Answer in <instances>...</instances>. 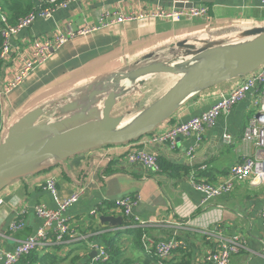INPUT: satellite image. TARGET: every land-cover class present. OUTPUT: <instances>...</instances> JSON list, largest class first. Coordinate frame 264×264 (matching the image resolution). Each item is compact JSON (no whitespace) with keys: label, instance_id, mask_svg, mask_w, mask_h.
I'll return each mask as SVG.
<instances>
[{"label":"crops","instance_id":"crops-1","mask_svg":"<svg viewBox=\"0 0 264 264\" xmlns=\"http://www.w3.org/2000/svg\"><path fill=\"white\" fill-rule=\"evenodd\" d=\"M176 1H189L196 7H205L208 20L181 19L176 22L148 16L113 24L68 41L21 85L2 97L1 134H5L23 114L41 106L46 107L41 120H51L53 111L49 107L72 101L88 85L133 68L149 54L168 56L171 47L179 41L189 40L199 45V41L235 38L251 26L264 24V10L254 0L229 1L228 5H208L200 0H105L71 4L66 9L57 10L50 19L38 20L31 28L10 38L0 88L29 60L37 41L51 38L67 28L77 30L102 24L104 13L108 11L124 15L141 11L154 14L171 10ZM32 2L34 4L37 0ZM170 78L169 75H156L138 92L125 96L121 101L120 115L129 119L130 113H139L165 91ZM241 80L190 97L174 115L137 141L81 153L7 187L0 193V254L11 252L18 241L33 234L41 225L34 214L36 205L57 207V202L45 189L47 180L52 177L61 200L85 190L81 200L64 212L80 241V249L72 246L57 249L55 246L44 251L62 258L56 264L68 259L71 264H93L94 253L97 254L95 247L104 248L107 240L117 243L121 258L145 261L133 234L120 230L127 221L111 206L124 196L139 201L132 217L149 224L145 232L150 238L158 242L175 237L182 242V253L188 264L202 262L216 250L221 239L235 237L242 248L232 257L230 264H264V220L261 217L264 184L249 178L236 183L230 193L207 202L190 184L193 176L198 182L220 185L230 177V170L237 161L246 155L253 158L260 154L257 147L242 143L243 131L253 113L250 99L221 115L216 125L205 131L193 157L188 154L194 145L193 137H180L174 146L153 141L167 129L202 114L221 92H229ZM225 135L231 136L230 142L224 140ZM133 150L155 154L160 170L151 172L140 164L128 163L125 157ZM23 207L27 210L23 228L9 231L10 222L17 219V212ZM103 211L106 215L101 213ZM101 216L121 217L122 224L118 227L102 224ZM207 229L211 230L207 233L216 238L203 235ZM118 231L121 233L117 234ZM121 234L125 240L118 242L116 238ZM173 258L172 255L165 262L180 264L182 255Z\"/></svg>","mask_w":264,"mask_h":264},{"label":"water","instance_id":"water-1","mask_svg":"<svg viewBox=\"0 0 264 264\" xmlns=\"http://www.w3.org/2000/svg\"><path fill=\"white\" fill-rule=\"evenodd\" d=\"M231 0H200L228 5ZM193 2H175L174 9H193ZM177 42L170 54L147 55L133 68L94 82L69 102L33 109L12 123L0 138V193L81 153L122 146L151 134L190 97L255 73L264 64V27L251 26L235 38ZM169 75L174 83L159 98L126 119L121 101L138 92L150 78ZM102 224L118 227L121 217L101 216ZM96 253H94L95 256Z\"/></svg>","mask_w":264,"mask_h":264},{"label":"built area","instance_id":"built-area-1","mask_svg":"<svg viewBox=\"0 0 264 264\" xmlns=\"http://www.w3.org/2000/svg\"><path fill=\"white\" fill-rule=\"evenodd\" d=\"M91 1L103 2L105 0H37L33 4V8L27 15L17 20L14 25L8 24L7 17L0 12V35L3 44L0 49V60L4 63L9 54V40L21 31L31 28L38 20H48L59 9H66L71 4L87 3ZM231 1H250V0H231ZM258 6L264 10V0H254ZM208 11L205 7H194L193 9H174L168 11H158L154 14L147 12H139L124 15L123 13L113 11L105 12V20L102 24L94 27L72 30L67 28L43 41H37L29 60H27L21 70L11 79L3 83L0 88V108L2 97L9 95L14 89L27 79V77L38 67L46 63L56 51H58L65 43L77 37L85 36L93 33L101 28L108 27L113 24H123L129 21L143 19L148 16L161 19H171L172 21H180L181 19L194 20L201 18L208 20ZM264 27L263 25H259ZM247 98L250 99L253 113L248 120V124L243 131L242 143L247 147L253 145L257 147L260 154L251 158L246 155L237 161L230 170V177L220 185H212L204 182H198L195 177H190V184L194 191L203 195V201L207 202L211 199L221 197L232 191L236 183L256 179L259 183L264 184V64L255 73L246 76L235 85L229 92H221L213 105L199 116H193L185 122L178 123L170 129H167L160 136L153 139L158 143H169L174 146L180 137H193L194 145L188 151L189 156L193 157L195 148H197L203 140L204 133L207 129L216 125L218 119L223 114H227L232 108L239 105ZM226 142L231 141V136L225 135ZM125 160L130 164H140L151 172L160 170L155 154H149L145 151H130ZM46 191L52 199L57 202L55 209L45 204H38L34 207V214L40 220L41 225L33 234L25 239L18 241L11 252L0 254V264H16L24 257L35 251H47L49 248L76 242L77 235L72 230L64 212L73 204L81 200L85 194V190L81 189L68 198L61 200L57 189L55 179L50 177L45 185ZM114 209L122 214L127 221L120 230H140L142 231L141 243L142 251L146 257L155 259L156 264H163L176 251L182 249V242L173 237L166 241H154L145 230L149 224L141 221L137 217H132L133 210L139 205V201L131 196H124L115 200ZM2 200L0 199V206ZM27 214L26 208H22L17 212V219L9 224V231L16 232L24 226V216ZM264 220V208L261 212ZM209 238H216L215 235L202 232ZM242 248L238 238L221 239L214 252L207 255L202 262L197 264H230L233 256L237 255ZM96 256L92 259L93 264L106 262L109 258L107 252L102 246L95 247Z\"/></svg>","mask_w":264,"mask_h":264},{"label":"trees","instance_id":"trees-1","mask_svg":"<svg viewBox=\"0 0 264 264\" xmlns=\"http://www.w3.org/2000/svg\"><path fill=\"white\" fill-rule=\"evenodd\" d=\"M32 8H33L32 0H0V12L7 17L8 24L10 25H14L18 19L30 13ZM2 44H3V39L0 35V49L2 47ZM3 65H4L3 62L0 60V75ZM0 138H1V114H0ZM111 206L114 207V203H112ZM101 213L106 215L104 211ZM120 233L121 231L117 232V234ZM126 234L128 235L133 234V237L136 238L137 240V246L140 247L142 250V243H141L142 232L140 230H130ZM79 244L80 241H76V242H71L64 245L56 246V248L60 249L64 246H72L75 247V249H77ZM104 249L107 252L109 258L106 262H102L99 264H132V263L156 264L155 259L146 257L145 255H144L145 261L138 259L136 262V261H130L128 258H123V257L121 258V253L119 252L117 248V243H115L114 240H110V241L107 240ZM181 255H182V260L180 264H188L187 257L184 255V253H182V249L176 251L173 256L174 258H177ZM59 258L60 257H56L55 255H52L50 252L35 251L30 255L24 257L23 259H21L16 264H56ZM60 259L62 260V258ZM163 264H174V262L173 261L167 263L164 262Z\"/></svg>","mask_w":264,"mask_h":264},{"label":"rangeland","instance_id":"rangeland-1","mask_svg":"<svg viewBox=\"0 0 264 264\" xmlns=\"http://www.w3.org/2000/svg\"><path fill=\"white\" fill-rule=\"evenodd\" d=\"M173 83H174V79L173 78H170V80H169V82H168V84H169V86L165 89V91L169 88V87H171L172 85H173ZM165 91H163V93L165 92ZM162 93V94H163ZM161 94V95H162ZM160 95V96H161ZM160 96H158V97H155V99H153L151 102H153V101H155L157 98H159ZM129 116L131 117L132 116V114L130 113L129 114ZM209 231H211V230H206L205 231V233H207V232H209ZM199 232H202V231H199ZM121 235H123V236H121ZM121 235H119L118 237L120 238H116V240L118 241V242H120V241H122V237H124V234H121ZM123 240H125V238L123 239ZM134 241L135 240H133L132 242L134 243ZM142 253V252H141ZM138 255H140V253L138 252ZM72 262H70V259H68L67 261H65V262H61V264H71ZM57 264H60V263H57ZM132 264H139V263H132Z\"/></svg>","mask_w":264,"mask_h":264}]
</instances>
